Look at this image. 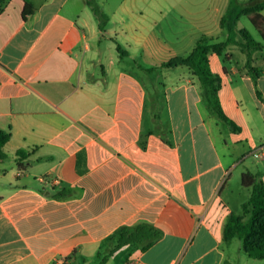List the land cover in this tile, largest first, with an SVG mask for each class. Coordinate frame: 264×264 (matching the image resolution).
<instances>
[{"label":"crops","instance_id":"crops-1","mask_svg":"<svg viewBox=\"0 0 264 264\" xmlns=\"http://www.w3.org/2000/svg\"><path fill=\"white\" fill-rule=\"evenodd\" d=\"M29 1L25 17V0H0V128L18 168H0V264H100L109 239L140 223L161 239L107 264H261L224 231L250 198L232 185L238 168L264 180V71L209 56L235 130L211 115L191 69L143 64L153 36L138 22L103 30L87 0ZM225 8L205 30L193 17L192 40L225 30ZM52 186L75 196L40 192Z\"/></svg>","mask_w":264,"mask_h":264},{"label":"trees","instance_id":"trees-1","mask_svg":"<svg viewBox=\"0 0 264 264\" xmlns=\"http://www.w3.org/2000/svg\"><path fill=\"white\" fill-rule=\"evenodd\" d=\"M24 16H31L35 8L29 0H25ZM100 21V27L104 30L108 20L107 15L97 4V0H87ZM264 0H257L247 6L241 7L236 0H231L227 12L221 21L223 29L228 30V37L222 43H216L213 37L203 36L197 43L191 54L179 56L164 63L162 67L176 68L188 67L199 78L203 89V98L211 115L217 117L219 121L235 130H240L235 122L225 113L221 100L220 90L223 85L222 77L212 70L210 54L212 52L221 55V49L232 44H238L236 39V25L241 17L247 15L251 22L260 32L264 39ZM248 45L253 50H262L264 45L250 39ZM121 56H126L127 52L118 45ZM252 60V59H250ZM253 71H257L256 68ZM11 133L0 128V162L8 158L5 151L6 144L11 139ZM19 170H25L24 161L28 158V153L21 149L18 151ZM243 186L251 190L249 200L243 205V214H231L225 226L224 240L231 242L237 238L243 242V247L249 257L264 260V180L261 174L247 171L242 176ZM40 192L51 199L65 200L75 196V189L70 187L50 188L42 187ZM162 237V232L146 223L136 226H124L109 241L111 250L109 254L101 260L100 264H107L110 257L114 256L125 246H133L136 250L146 251L153 247Z\"/></svg>","mask_w":264,"mask_h":264},{"label":"rangeland","instance_id":"rangeland-1","mask_svg":"<svg viewBox=\"0 0 264 264\" xmlns=\"http://www.w3.org/2000/svg\"><path fill=\"white\" fill-rule=\"evenodd\" d=\"M231 0H97V4L101 10L107 15L108 20L105 26H113L115 28L118 23L125 21L126 23L138 22L142 26L143 31H151L153 36L152 47L145 49L144 62L154 66L161 65L168 62L177 56H187L192 53L196 46V41L192 40L194 33L199 30L191 29V21L193 17L206 18L205 24H200V27L212 26L213 18L218 13L217 10L229 7ZM257 0H236L241 7L247 6ZM259 1V0H258ZM226 7L225 9H228ZM134 9L136 14H123L122 9ZM227 12V11H226ZM264 15V12H263ZM97 17V15L95 14ZM190 28L189 30H187ZM205 30V28L203 27ZM213 37L216 43H222L227 40L228 30H217ZM236 39L238 44H232L220 50L221 58L227 68L233 67L236 64L243 69L253 71L256 68L258 71H264V48L262 50H253L252 46L248 45L250 39L264 45V39L260 32L251 22L247 15L241 17L236 27ZM190 36H189V35ZM192 35V36H191ZM119 52V51H118ZM120 54V53H119ZM252 59V60H250ZM131 68V67H130ZM187 70V67H180ZM157 70V69H156ZM161 71V68L159 69ZM138 73L141 70L136 69ZM8 158L0 162V168L5 167L11 176L18 171L16 166V157L11 155L10 150L7 151ZM244 171V166H240L232 179V185L240 188L242 191V198L239 200H246L250 196V189L243 186L241 174ZM243 189V190H241ZM8 190H3L0 187V195L5 194ZM241 196V194H239ZM242 208V209H241ZM237 214L243 212L241 207ZM240 245V241L236 240ZM245 258L248 257L243 254ZM264 264V261H258ZM78 264H98V258L92 257L83 260L80 258Z\"/></svg>","mask_w":264,"mask_h":264}]
</instances>
